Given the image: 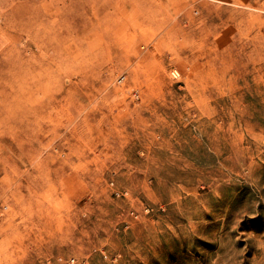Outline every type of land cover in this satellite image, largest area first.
Instances as JSON below:
<instances>
[{
	"label": "rangeland",
	"instance_id": "374dc122",
	"mask_svg": "<svg viewBox=\"0 0 264 264\" xmlns=\"http://www.w3.org/2000/svg\"><path fill=\"white\" fill-rule=\"evenodd\" d=\"M42 1L0 0L12 61L108 47L0 118V264H264V0Z\"/></svg>",
	"mask_w": 264,
	"mask_h": 264
},
{
	"label": "bare ground",
	"instance_id": "6f19581e",
	"mask_svg": "<svg viewBox=\"0 0 264 264\" xmlns=\"http://www.w3.org/2000/svg\"><path fill=\"white\" fill-rule=\"evenodd\" d=\"M68 0H48L42 1V8H47L48 14L51 8H57L60 5L64 7ZM146 6L148 2L145 3ZM1 6V5H0ZM150 8H148L149 10ZM144 10V7H142ZM147 10V11H148ZM146 22H153V19L146 15L144 18ZM107 25L105 17V26ZM90 27L93 29V24L91 23ZM24 32V30H21ZM91 40L85 42L84 47L76 48L74 45L68 42V45L60 46L57 44L56 37L54 35H46V38L42 44L43 48L39 49V55H31L29 60L22 61L21 57H18L17 61H12L10 56V44L12 37L10 38L9 25L4 16L0 17V118L3 116L4 121H9L13 118H19L25 120L27 114L24 111V108L27 109V106L30 102L34 101L32 104L39 106L42 102V99L38 97L37 91L42 89L41 83V73L40 67L42 61L47 57H52L54 54L61 55L62 53L70 58L76 56H82L84 59H90L93 56L100 55L107 50L108 35L106 31H99L97 35L90 31ZM73 40V39H71ZM46 42L50 43L52 46V51L50 55L47 53ZM95 42L98 45L94 47ZM78 49V50H77ZM41 59V64L39 60ZM33 64H31L32 62ZM52 73L55 75L60 71V66L54 64L51 67ZM32 91L36 94H32ZM134 96V95H133ZM137 97V95L135 96ZM5 135L9 134V131L4 133Z\"/></svg>",
	"mask_w": 264,
	"mask_h": 264
}]
</instances>
